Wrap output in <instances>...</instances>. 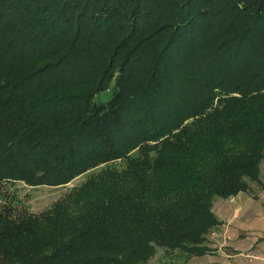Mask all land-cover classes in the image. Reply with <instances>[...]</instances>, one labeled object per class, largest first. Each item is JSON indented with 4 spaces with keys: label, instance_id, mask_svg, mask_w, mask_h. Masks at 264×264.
Returning <instances> with one entry per match:
<instances>
[{
    "label": "trees",
    "instance_id": "obj_1",
    "mask_svg": "<svg viewBox=\"0 0 264 264\" xmlns=\"http://www.w3.org/2000/svg\"><path fill=\"white\" fill-rule=\"evenodd\" d=\"M263 160L264 0H0V195L96 170L1 200L0 264L203 254Z\"/></svg>",
    "mask_w": 264,
    "mask_h": 264
},
{
    "label": "rangeland",
    "instance_id": "obj_2",
    "mask_svg": "<svg viewBox=\"0 0 264 264\" xmlns=\"http://www.w3.org/2000/svg\"><path fill=\"white\" fill-rule=\"evenodd\" d=\"M112 84L113 81H111V83L108 85L106 89H104L98 94L97 99L99 101H105L110 97L112 91ZM129 154L135 155L136 151L135 150L131 151L129 152ZM102 166L103 165H101V167ZM94 171L96 170L95 169H92L91 171L89 170L88 172H85L75 177L71 182L63 186H44V185L28 186L21 182L8 183L5 185L3 189H1V194L3 193L5 194H3L2 196L0 195V201L5 200L7 196V198L13 204H18L22 207H25L28 211L32 213H39L50 207L56 200L61 198L69 190L73 189L74 187L82 183ZM260 178L264 183V160L261 163ZM253 188L255 192L254 193L245 192L246 196L243 199V201H246L248 203L244 205L243 208L244 209L248 208L246 209V211H249L250 215L247 216L243 215V218H241L243 210L237 211V214H235L234 206L238 202L236 200H233V198H235L236 197L235 195L238 194L239 192L228 197H223V198L216 197L212 204V211L214 212V214L215 211L217 212V214L219 213L218 216L220 215L219 217L225 220L226 223H228L227 221L228 218H230L229 221L230 223L236 222L237 219L240 223H244L245 221H247V218L250 219L252 216L255 215L256 218H259V222L262 221L264 223V188L258 186L255 183L252 184V189ZM225 214L227 215L226 218L221 216ZM215 229H218V231H216ZM225 239L226 238L224 233L221 231L219 232V228L214 227L213 229L210 230L208 234L209 249L205 251L203 254L186 255V254L177 253L171 255V257L168 258L165 255H163V253L158 247H156L154 254L146 262V264H236V263L264 264V253L261 250L257 251L261 253V255L259 256L253 254L250 250H245L244 248L234 250L235 251L234 256H231L230 253H228L229 257H227V255L225 256V249H226V244L224 242ZM260 249L263 250L264 248H260ZM228 252H231V250H228ZM229 259L232 260L229 261Z\"/></svg>",
    "mask_w": 264,
    "mask_h": 264
},
{
    "label": "crops",
    "instance_id": "obj_3",
    "mask_svg": "<svg viewBox=\"0 0 264 264\" xmlns=\"http://www.w3.org/2000/svg\"><path fill=\"white\" fill-rule=\"evenodd\" d=\"M245 194H246L245 191L239 192L238 194L235 195L236 197L233 198V200H236L238 202L237 204H235V206L236 205L237 206L236 207L234 206L235 214H237V211L243 210L241 218H243V215L246 216L250 215L249 211H246V209L248 208L245 209L243 208L244 205L248 204L246 201H243V199L246 196ZM215 214L217 215L220 221L217 228H219V232L221 231L224 233L225 238L227 239L224 240L226 244L225 256L227 255V257H229L228 253H230L231 256H234L235 255L234 250L243 249V248L245 250H250L253 254H256L257 256L261 255L260 252H257L258 250H261L264 253V249L263 250L260 249V248H264V223L262 221L259 222V218H256V215L252 216L250 219L247 218V221H245L244 223H240L238 219L236 222L230 223L229 222L230 218L227 219L228 223H226L225 220L219 217L220 215L218 216L219 213L217 214V212L215 211ZM221 216H223L224 218L227 217L226 214ZM215 230L218 231V229ZM228 250H231V252H228ZM231 260L232 259H229V261Z\"/></svg>",
    "mask_w": 264,
    "mask_h": 264
}]
</instances>
